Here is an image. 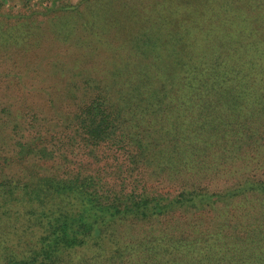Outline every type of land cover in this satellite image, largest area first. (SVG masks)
Returning a JSON list of instances; mask_svg holds the SVG:
<instances>
[{"label": "trees", "instance_id": "obj_1", "mask_svg": "<svg viewBox=\"0 0 264 264\" xmlns=\"http://www.w3.org/2000/svg\"><path fill=\"white\" fill-rule=\"evenodd\" d=\"M139 1L125 3L127 14L95 4L68 26L71 76L82 75L77 62L103 53L116 88L86 70L81 80L62 78L66 88H54L46 110L18 116L22 131L0 124V217L15 220L0 230L15 236L0 241V264H264V0H168L164 8ZM194 4L204 7L192 13ZM220 12L243 18L226 29L210 19ZM103 23L115 34L104 33ZM15 25L0 12V63L24 56ZM129 82L135 90L122 89ZM90 86L100 96L82 101L80 90ZM112 90L132 103L118 122L132 146L113 142L108 122L116 112L101 102L110 103ZM144 93H179L189 102L157 103ZM213 94L219 103L193 102ZM94 107L100 112L90 115ZM1 111L3 123L10 115ZM63 114L80 129L94 126L88 142H68L70 132L57 124ZM104 145L126 146L122 180L139 192L116 191L114 174L87 167L93 146ZM150 185L162 191L147 192Z\"/></svg>", "mask_w": 264, "mask_h": 264}, {"label": "rangeland", "instance_id": "obj_2", "mask_svg": "<svg viewBox=\"0 0 264 264\" xmlns=\"http://www.w3.org/2000/svg\"><path fill=\"white\" fill-rule=\"evenodd\" d=\"M128 0H0V12L5 15L11 21H15V26H17V30L23 35L26 40V46L21 44V47L25 49L24 58L18 59L17 57L12 60L9 58L8 62L0 63V73L6 72L4 78H0V112L4 109L10 115L4 116L5 121L0 124H4L6 128L9 129L14 125L17 126L22 131V126L19 125L18 116L23 118V114L25 112H40V110H46L47 104L44 102L49 97H55L54 88L65 89L66 85L62 83V78H66L70 82L73 80H81L84 76H86V70H94L92 72H100L102 74L100 80L103 84H108L111 88H116V74L112 70H108L107 64L101 63L103 60L107 59V55L101 53L102 55L90 57V61L88 63L81 62L77 64L79 67V74H82L80 78L75 77V74L71 76L72 69V59L67 56L68 52L71 50V39L72 34L68 29V26L72 23H79V19L82 18L83 15H92L96 10H94L95 4H106L108 6L114 7L115 11L121 10L127 14V4ZM139 2H143L145 4L151 5L152 3H157L160 8H164L167 6L168 0H159V2H155L153 0H140ZM256 2H262L261 0H256ZM126 3V4H125ZM149 5H147L149 7ZM209 5V4H208ZM210 6V5H209ZM203 6H197L194 4L190 10L196 12L198 10H202ZM57 9H66L65 11L58 13ZM178 9V8H177ZM179 10V9H178ZM185 8L182 7V11ZM226 11V10H225ZM109 12L103 13L104 15ZM222 14H216L210 17L211 21L215 22L217 26H221L223 28L229 29L230 25H237L235 20L242 19L243 17L240 15H235L233 19L228 18L225 15V12H220ZM61 14V15H58ZM135 20H138L137 16H134ZM103 19H108V17L104 16ZM91 20V19H88ZM84 22V21H83ZM82 22V23H83ZM88 22V21H87ZM88 24L87 26L90 27ZM103 32L108 36L115 34L116 26H112L110 28L103 27ZM237 30H242V27H237ZM100 31V30H98ZM238 33V32H236ZM101 47V46H99ZM9 55L11 53H8ZM38 56H42L41 59ZM105 56V57H102ZM111 65V63H108ZM91 66V67H90ZM172 74V73H170ZM96 78V77H95ZM172 81H175V86L177 84L178 79L172 78ZM136 85L132 82H129L127 85H122L123 90L133 91L136 89ZM165 88V87H164ZM162 87H156L155 91L161 90ZM79 92L81 95L79 98L82 101L89 102L92 98L97 95V89L94 86H90L87 89H82ZM251 92L256 93L257 91L250 90ZM72 96V95H71ZM143 96L148 98L149 101L156 100L157 103H165V104H187L189 102L187 96L184 94H167L163 95L162 93H144ZM79 98L69 102L70 103L79 102ZM110 100V103L105 100L101 101L104 105H107L111 110H114L115 115L111 117L112 121H109L108 118V126L112 131L113 142H131L129 143L132 146L133 140H124L123 136H127L128 132H125L123 126L118 123L121 120V116L129 117L132 112V103L127 100L128 98L123 96H118V93L112 90L110 96L107 97ZM193 102H198V100H206V98H210L211 100H215L214 102L219 103V97L217 94H213L210 96L206 95H198L194 97ZM74 99V98H73ZM95 103V102H94ZM92 103V104H94ZM196 104V103H189ZM46 105V106H45ZM143 105V104H142ZM116 106V107H115ZM116 108V109H115ZM119 108H122V113L117 111ZM37 109V110H35ZM142 111V110H141ZM88 112L90 115L96 114L100 112V108H89ZM143 112V111H142ZM47 115L49 113H46ZM0 115H2L0 113ZM17 118H14L16 117ZM53 117L52 114L48 115ZM66 114L61 116V121L57 124H60L63 121V118L66 117ZM75 119L73 116H69L66 121H63L60 125L59 130L65 131L63 134L71 136L68 139V142H88L84 140V135L93 134L96 130L92 124L89 128L80 129L78 125H75ZM116 125V127L114 126ZM63 126H67L66 129H63ZM59 127V126H56ZM55 127H51L54 130ZM66 137H63L60 142H64ZM100 142H111L109 139L102 140ZM9 142H6V144ZM12 143V142H11ZM3 146V142L1 143ZM55 145V144H53ZM55 147V146H54ZM65 149L63 151L65 154H68V150L70 149L67 146H64ZM87 150V148H85ZM19 147H15V152H19ZM79 153L81 149H76ZM126 146H122L121 148H117L116 145H104V146H93L91 149L92 158L87 156L88 166L92 170H96L100 174H106V172H111V175L114 174V182L116 183V191L118 188L122 190L123 193L126 192L127 189H134L135 192H139L138 189L126 183L127 180L123 181L122 176L127 175L128 171L123 165L126 159ZM13 157L17 155H12ZM72 157V156H71ZM81 157H85V155H81ZM99 158L100 160L96 161L93 164L92 159ZM75 158L79 159L78 156ZM133 158V157H132ZM53 159H58V156H55ZM28 162H32L33 166L37 165V160H33L30 158H25ZM3 160L0 156V164ZM52 166L51 164H48ZM58 168V167H57ZM62 169V167H59ZM89 168H87V172H89ZM51 171V170H50ZM113 176V175H112ZM134 177V173L132 174ZM147 192L154 193L155 191H162L154 189L152 185L149 188H146ZM122 208V205L117 207L116 209ZM128 208V207H126ZM132 210V208H128ZM2 211V209L0 208ZM1 216V215H0ZM2 219L0 217V230L6 226H11L15 220H7ZM90 219H88L84 225L90 224ZM111 230V229H108ZM106 230V231H108ZM98 236V235H96ZM14 235H2L0 234V241L2 240H14ZM25 239H18V243L16 245H22ZM44 245V244H43ZM19 246V247H20Z\"/></svg>", "mask_w": 264, "mask_h": 264}]
</instances>
